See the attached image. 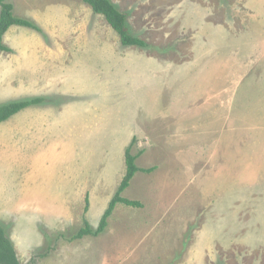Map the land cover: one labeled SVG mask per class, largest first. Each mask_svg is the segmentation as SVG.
I'll return each mask as SVG.
<instances>
[{
	"label": "rangeland",
	"instance_id": "1",
	"mask_svg": "<svg viewBox=\"0 0 264 264\" xmlns=\"http://www.w3.org/2000/svg\"><path fill=\"white\" fill-rule=\"evenodd\" d=\"M0 225L20 264H264V0H6ZM139 170L106 229H92ZM150 169L145 171L142 169Z\"/></svg>",
	"mask_w": 264,
	"mask_h": 264
},
{
	"label": "trees",
	"instance_id": "2",
	"mask_svg": "<svg viewBox=\"0 0 264 264\" xmlns=\"http://www.w3.org/2000/svg\"><path fill=\"white\" fill-rule=\"evenodd\" d=\"M88 4L91 10L101 15L109 26L118 34L119 41L123 46L147 47V43L132 33L127 23V14L121 12L110 0H81ZM21 26L41 31V29L32 21L18 17L13 13V5L6 0H0V51H6L8 48L3 44V37L11 26ZM46 100L43 96H35L24 99H17L6 102L0 105V123L8 120L19 111L42 103ZM137 155L131 154L129 148L125 150V173L114 192L112 198L109 200L106 209L103 211L96 228L92 229L87 221L84 225L73 235V237H80L86 234L98 235L102 233L107 225L108 218L112 214L115 206L118 203L139 207L141 203L137 200H132L124 197L122 192L129 185L130 180L134 174L139 170L135 160ZM149 171L150 169H142ZM0 264H20L16 256L13 244L6 236L3 227L0 225Z\"/></svg>",
	"mask_w": 264,
	"mask_h": 264
}]
</instances>
